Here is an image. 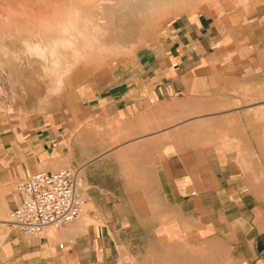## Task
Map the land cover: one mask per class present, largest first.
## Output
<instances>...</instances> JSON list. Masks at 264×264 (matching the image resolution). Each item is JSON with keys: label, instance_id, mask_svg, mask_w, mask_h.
I'll list each match as a JSON object with an SVG mask.
<instances>
[{"label": "crops", "instance_id": "obj_1", "mask_svg": "<svg viewBox=\"0 0 264 264\" xmlns=\"http://www.w3.org/2000/svg\"><path fill=\"white\" fill-rule=\"evenodd\" d=\"M255 89L264 4L180 15L77 87L67 111L0 125V264H264L248 142L232 132ZM61 167L89 197L82 218L40 236L8 229L21 199L9 187Z\"/></svg>", "mask_w": 264, "mask_h": 264}, {"label": "rangeland", "instance_id": "obj_2", "mask_svg": "<svg viewBox=\"0 0 264 264\" xmlns=\"http://www.w3.org/2000/svg\"><path fill=\"white\" fill-rule=\"evenodd\" d=\"M12 1L13 3L10 0H0L4 7L0 16L2 20L5 19L0 20V23L3 22L0 24V45L6 46H0V125L3 126L6 122L27 123L39 114L65 112L75 106L74 92L77 87L105 75L115 62L135 55L140 48L159 38L166 25L180 15L224 13L230 10L251 14L264 4V0H112V3H119L114 8L109 0H89L87 5L90 7L81 12L82 18L77 16V29L40 31V35H37V32L19 33L16 28L6 24L9 17L7 3L12 11H22L15 4V0ZM58 1L68 4L64 0ZM97 4L103 5L101 11ZM79 21H82L81 24ZM77 23L81 26H77ZM88 44L90 48H87ZM75 46H79V49H74ZM34 47L40 49L41 55L31 51ZM6 48L9 55L4 54ZM27 49L30 50L29 53ZM72 50L82 52L74 54ZM71 67L73 70L69 69ZM245 100L247 102L243 104L247 105L239 113L238 128H233L232 132L238 133L240 137L244 136L248 142L242 145L244 159L240 163L246 174L247 188L253 194L255 214L264 220V90L261 93L255 89L254 96ZM9 188H15L14 184ZM85 210L86 206L78 220L82 218ZM3 218L8 217L5 215ZM48 229L55 230L53 226L47 227L48 234Z\"/></svg>", "mask_w": 264, "mask_h": 264}, {"label": "built area", "instance_id": "obj_3", "mask_svg": "<svg viewBox=\"0 0 264 264\" xmlns=\"http://www.w3.org/2000/svg\"><path fill=\"white\" fill-rule=\"evenodd\" d=\"M14 187L21 199L9 211L6 227L28 236H40L48 226L59 228L74 222L89 201L77 171L70 167L34 172L17 180Z\"/></svg>", "mask_w": 264, "mask_h": 264}, {"label": "bare ground", "instance_id": "obj_4", "mask_svg": "<svg viewBox=\"0 0 264 264\" xmlns=\"http://www.w3.org/2000/svg\"><path fill=\"white\" fill-rule=\"evenodd\" d=\"M64 1H66V2H68V4L66 3L65 5L63 4V2H59L58 0H15L14 2H15V4L18 6V7H20V8H22V11H18V12H16V10L15 11H12L11 9H10V4H6V7H7V9H6V11H7V13L9 12V17H8V19H6L7 21H6V24L7 25H10L11 26V28H12V26L14 27V29L16 28V30H18V32L19 31H28L29 33H32V32H37V33H35V34H37V35H40V31L42 32V31H57V30H62V31H67V30H74V29H77V28H75V25H76V22H77V20L79 19H77V16L79 15H82L81 14V12L82 11H84L85 9L87 10V8H89L90 7V5H87L88 3H89V0H64ZM95 2L97 1V0H94ZM94 1H92V3L94 2ZM102 1H104V0H102ZM109 1H111V3L113 2L112 0H109ZM108 1V2H109ZM116 1H114V3H112V4H114L113 6H114V8L115 7H118L117 5L119 4L118 3V1L115 3ZM10 3H13V1L12 0H10ZM106 3H107V1H106ZM90 4H91V2H90ZM111 4V5H112ZM32 5V6H31ZM98 5V4H97ZM109 5H110V3H109ZM110 5V6H111ZM31 6V7H30ZM93 6V5H92ZM91 6V7H92ZM113 6H111V7H113ZM107 7H108V5H107ZM106 7V8H107ZM130 8L129 9H131V6H129ZM93 8V7H92ZM97 8H98V10L100 9V11L102 10V8H103V5L101 6L100 4L97 6ZM96 9V8H95ZM4 10V7H3V4H1L0 3V11H3ZM89 11H90V9H89ZM88 11V12H89ZM97 12V11H96ZM99 12V11H98ZM92 13H94V12H91V14ZM114 13H116V12H114ZM83 14H85V12L83 13ZM102 14V13H101ZM105 16V15H104ZM108 16V15H107ZM113 16V15H112ZM7 17V15L5 16V18ZM100 17V16H99ZM110 17H111V15H110ZM80 18H82L81 16H80ZM119 18V17H118ZM102 19H103V17H102ZM115 19H116V16H115ZM0 20H2V18H1V16H0ZM3 20H5V19H3ZM2 20V21H3ZM81 20V19H80ZM1 21V22H2ZM102 21V20H101ZM100 21V22H101ZM80 23L79 24H81V22L82 21H79ZM3 23V22H2ZM2 23H0L1 25H2ZM4 23H5V21H4ZM102 23V22H101ZM5 24V25H6ZM78 24V23H77ZM79 24L77 25V26H79ZM83 24V23H82ZM99 24V23H98ZM5 25H3V26H5ZM3 26L1 27L2 29H3ZM81 26V25H80ZM79 26V27H80ZM8 28V27H7ZM6 28V29H7ZM5 29V28H4ZM5 29V30H6ZM7 32V31H6ZM9 32V31H8ZM10 32H11V30H10ZM14 32H16V31H14ZM28 32H26L27 34H28ZM1 33V32H0ZM5 32H3V34H4ZM20 33V32H19ZM47 33V32H46ZM2 34V35H3ZM12 33H10V35H11ZM33 34V33H32ZM21 35H22V32H21V34H20V37H21ZM4 36L6 37H8V35H7V33H6V35L4 34ZM12 36V35H11ZM27 36V35H26ZM28 37H30V36H28ZM1 40H2V38H0ZM7 40H9V39H7ZM15 40V39H14ZM17 40V39H16ZM25 40H28V39H25ZM12 42H15V41H13V40H11ZM85 41V40H84ZM3 42L5 43V40H3ZM8 43H10V42H8ZM2 45V44H1ZM0 45V46H1ZM6 45V44H5ZM8 45V44H7ZM12 45H14L13 43H12ZM2 47H3V45H2ZM6 46H4L3 48H5ZM82 47L84 48V46L82 45ZM81 47V48H82ZM91 46H89V44H88V46H87V48H90ZM8 48H9V46H8ZM11 48H12V46H11ZM82 48V49H83ZM74 49H79V46H78V48H76V46H75V48ZM86 49V48H85ZM1 50V49H0ZM9 50V49H8ZM10 51V50H9ZM12 51H14V50H12ZM11 51V52H12ZM27 51H28V53L30 52V50H28L27 49ZM31 51H34V52H36V53H38V54H40L41 55V53H39L40 52V49L39 48H32V50ZM78 50H76V51H74L73 52V50H72V52L74 53V54H77V53H79V52H82V50L80 51L79 50V52H77ZM2 52V51H1ZM16 52V51H15ZM77 52V53H76ZM84 52V51H83ZM86 52V51H85ZM9 53V52H8ZM13 53V52H12ZM25 53H26V50H25ZM24 52H23V54H25ZM4 54L5 55H9V54H7V48H6V52H4ZM74 54H73V56H74ZM13 55V54H12ZM11 55V56H12ZM27 55V54H26ZM78 55H80V54H78ZM85 55H86V53H85ZM84 55V56H85ZM90 55V54H89ZM34 56V55H33ZM80 56H83V54H81ZM80 56H79V58H80ZM104 56V55H103ZM3 57V56H2ZM7 57V56H6ZM16 57V56H15ZM86 57V56H85ZM29 58H31V57H29ZM5 59V58H4ZM7 59V58H6ZM9 59V58H8ZM7 59V60H8ZM82 59V58H81ZM83 59H84V57H83ZM82 59V60H83ZM87 59V58H86ZM12 60V59H11ZM10 60V61H11ZM78 60V59H77ZM80 60V59H79ZM82 60H80V61H82ZM80 61H76V62H80ZM87 61V60H86ZM80 64H81V62H80ZM66 68V67H65ZM64 68V69H65ZM69 69H71V70H73V68L71 67V68H69ZM62 71H64V70H62ZM65 71H67V70H65ZM64 71V72H65ZM56 72V71H55ZM64 72H62L63 74H64ZM57 73V72H56ZM71 73V72H70ZM69 73V74H70ZM62 74V75H63ZM60 75H61V73H60ZM61 75V76H62ZM81 75H83V74H81ZM67 77H68V74L66 75ZM64 77V76H63ZM88 77V76H87ZM84 219V218H83ZM84 222H85V220H84ZM83 223V222H82ZM6 224V223H5ZM79 226H80V224H79ZM48 232H49V234H52L53 232H56V230H52V229H48ZM58 232V231H57Z\"/></svg>", "mask_w": 264, "mask_h": 264}]
</instances>
